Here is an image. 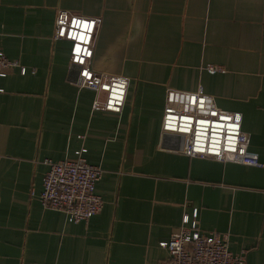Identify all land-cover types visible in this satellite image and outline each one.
<instances>
[{
	"label": "crops",
	"instance_id": "crops-1",
	"mask_svg": "<svg viewBox=\"0 0 264 264\" xmlns=\"http://www.w3.org/2000/svg\"><path fill=\"white\" fill-rule=\"evenodd\" d=\"M99 17L91 64L128 77L120 112L77 82L57 10ZM0 264H165L161 246L192 215L264 264V0H0ZM220 66L221 69L209 68ZM167 89L241 113L262 166L182 152L161 134ZM102 170L100 212L69 221L39 200L46 159Z\"/></svg>",
	"mask_w": 264,
	"mask_h": 264
},
{
	"label": "built area",
	"instance_id": "built-area-1",
	"mask_svg": "<svg viewBox=\"0 0 264 264\" xmlns=\"http://www.w3.org/2000/svg\"><path fill=\"white\" fill-rule=\"evenodd\" d=\"M74 20L80 22V26L74 25ZM85 22L89 25L87 30L82 26ZM100 23L99 17L59 9L52 38L70 42L69 64L78 69V84L102 94L94 98L91 108L120 112L126 98L128 77L97 71L91 64L94 37ZM81 34L85 39H80ZM13 66L25 72V67L9 59L0 48V76ZM209 68L221 69L220 66ZM160 131L162 135L178 137L175 140L181 139L180 148L187 155L262 166L257 154L249 149V133L241 129V113L218 108L212 95L167 89ZM84 152L85 148H81L73 158L46 159L47 170L39 194L43 206L61 210L73 222L87 220L103 207V199L95 191L102 170L90 164ZM196 215V210L191 216L184 214V226L160 243L168 251L165 264H244V252L230 251L225 234L201 231Z\"/></svg>",
	"mask_w": 264,
	"mask_h": 264
},
{
	"label": "snow or ice",
	"instance_id": "snow-or-ice-1",
	"mask_svg": "<svg viewBox=\"0 0 264 264\" xmlns=\"http://www.w3.org/2000/svg\"><path fill=\"white\" fill-rule=\"evenodd\" d=\"M72 23L74 24V25H77V26H80V22H78V21H72ZM83 28L85 29V30H87L88 28H89V25L85 22V23H83ZM80 39L81 40H83V39H85V36L83 35V34H81V36H80ZM78 51H79V49H78ZM236 119H239V117H236Z\"/></svg>",
	"mask_w": 264,
	"mask_h": 264
},
{
	"label": "water",
	"instance_id": "water-1",
	"mask_svg": "<svg viewBox=\"0 0 264 264\" xmlns=\"http://www.w3.org/2000/svg\"><path fill=\"white\" fill-rule=\"evenodd\" d=\"M76 68V67H75ZM77 69V68H76ZM77 72H78V69H77ZM164 138H168V139H173V138H178V137H175L173 135H168V134H164ZM179 142H180V145L178 147H181V143H182V140L179 139Z\"/></svg>",
	"mask_w": 264,
	"mask_h": 264
}]
</instances>
